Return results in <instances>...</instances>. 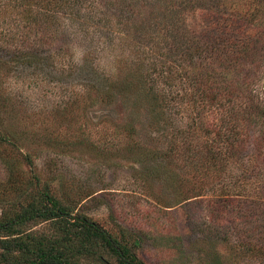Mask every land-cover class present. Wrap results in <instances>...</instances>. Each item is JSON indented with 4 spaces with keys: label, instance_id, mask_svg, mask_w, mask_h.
<instances>
[{
    "label": "rangeland",
    "instance_id": "1",
    "mask_svg": "<svg viewBox=\"0 0 264 264\" xmlns=\"http://www.w3.org/2000/svg\"><path fill=\"white\" fill-rule=\"evenodd\" d=\"M191 1L146 0L133 23L117 25L115 2L81 0L51 26L30 2L0 0V214L16 212L18 183L35 175L74 214L118 239L130 234L146 264H264V195H237L240 161L226 149L225 171L190 156L193 146L206 154L208 136L191 129V104L203 98L180 61L224 9L247 23L253 0ZM35 40L49 52L31 54ZM258 92L264 104V83ZM191 176L198 195L180 187Z\"/></svg>",
    "mask_w": 264,
    "mask_h": 264
},
{
    "label": "trees",
    "instance_id": "2",
    "mask_svg": "<svg viewBox=\"0 0 264 264\" xmlns=\"http://www.w3.org/2000/svg\"><path fill=\"white\" fill-rule=\"evenodd\" d=\"M22 1L41 9L48 25L59 26L58 20L63 18L61 12L68 10L73 14L70 7L81 0ZM108 1L115 2L109 16L118 21L117 25L124 21L133 23L135 15L130 13L140 6L144 10L148 3L146 0ZM195 2L199 3V0L191 1L189 5ZM177 3L182 7L183 0H177ZM263 7L264 0L250 2L247 23H237L235 16H230L224 9L221 17L210 26L212 29L197 38L194 45L184 46L180 55V61L186 60L194 71L189 77L203 98L202 103L194 101L191 104L197 111L195 119L200 120L204 107L212 112L210 116L206 114V118L211 120L209 124L205 122L206 118L199 123L192 119L191 129H197L208 137L203 145L206 154L193 146L188 148L192 153L190 156L197 158L196 162L208 170L225 171V160L218 155L226 149V158L236 156L240 161V164L235 162L231 166L238 175H234V183L240 189L237 195H252L254 190L256 199L264 195V104L258 92L264 83V48L258 45L264 39ZM32 20L30 29L37 33L41 24ZM45 34L46 31L43 36ZM35 41V44H27L31 47V54L36 56L49 52L46 49L38 51L35 47L38 42ZM47 43L52 45L51 41ZM59 49L62 50L61 47ZM49 57L50 53L48 59H51ZM222 74H226L228 80ZM206 89L210 93L207 91L205 94ZM191 112L194 113L192 108ZM6 137L0 130L1 144L6 143ZM17 177L21 178V175ZM191 181L192 176L191 180L181 182L180 187L187 185L188 192L198 195L203 187H196ZM221 188V193H224L226 185ZM16 192L21 193L15 203L18 204L16 212L2 211L0 214V264H146L133 252L138 241L132 240L130 234L121 233L118 239L86 215L78 211L74 214L75 206L57 198L50 184H45L37 176L32 175L19 182ZM237 195L232 194L233 197Z\"/></svg>",
    "mask_w": 264,
    "mask_h": 264
}]
</instances>
